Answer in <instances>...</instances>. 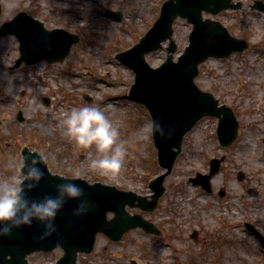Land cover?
Returning <instances> with one entry per match:
<instances>
[{
    "label": "rangeland",
    "instance_id": "obj_1",
    "mask_svg": "<svg viewBox=\"0 0 264 264\" xmlns=\"http://www.w3.org/2000/svg\"><path fill=\"white\" fill-rule=\"evenodd\" d=\"M164 1L0 0V25L24 11L46 29L62 28L80 37L62 63L40 62L12 71L9 67L19 56L17 42L12 36L0 37V182L14 175L23 179L20 151L26 146L43 157L53 174L99 182L150 200L148 184L165 169L157 164L152 139L138 138L150 117L127 97L134 75L115 57L146 33ZM232 1L241 8L203 16L220 22L249 46L227 59L207 60L195 82L232 108L239 123L237 138L229 147L220 146L216 119H202L185 134L155 211L127 208L152 223L159 236L139 228L118 242L99 235L94 250L79 255L76 264H264L260 240L245 226L254 227L264 239V11L251 8L264 0ZM107 10L119 12L121 19L111 18ZM190 30L185 20L175 22V58L187 46ZM165 58L161 49L148 54L146 61L156 68ZM83 105L103 107L127 142L118 174L89 168L95 147H81L65 134L64 113ZM18 112L23 121H18ZM211 159L220 160V165L210 180L211 192H206L190 179L207 174ZM61 256L62 251L54 250L27 259L29 264H55Z\"/></svg>",
    "mask_w": 264,
    "mask_h": 264
},
{
    "label": "water",
    "instance_id": "obj_2",
    "mask_svg": "<svg viewBox=\"0 0 264 264\" xmlns=\"http://www.w3.org/2000/svg\"><path fill=\"white\" fill-rule=\"evenodd\" d=\"M240 8L241 4L232 0H166L147 32L130 49L115 57L134 75L128 98L141 104L151 119L172 129L170 136L153 139L158 165L166 171L150 181V200L99 182L90 184L81 178L53 174L38 152L24 146L21 157L38 155L42 160L40 167L46 169L44 179L31 195L55 194L56 185L68 179L83 187L93 206L86 216L78 218L73 215L75 202L66 203L57 215L56 233L46 239L37 238L40 228L36 224L13 229L10 235L0 238V264H29L28 256L54 250L62 251L55 264H76L79 254L88 255L94 250L98 235L118 242L125 233L140 228L145 234L159 236L160 232L152 223L139 214H130L126 208L147 212L156 209L164 192L163 182L181 152L185 134L203 118H216V136L222 147H229L238 136L239 123L232 108L220 104L212 93L202 91L195 79L199 75V66L208 59H226L244 52L249 46L244 39L233 37L220 22L204 18L203 13L214 17L224 10ZM251 8L264 11V3L255 2ZM106 14L115 20L122 17L119 12L110 10ZM179 18L186 20L192 28L187 46L175 61L178 48L174 40V23ZM4 36H13L18 43L19 57L9 70L21 65H35L42 60L47 64L62 63L71 47L80 41L77 34L64 29H46L42 22L22 11L0 25V37ZM164 43H167L166 47ZM161 49L166 51L165 61L156 68L150 67L146 55ZM17 119L23 121L21 112ZM219 165L220 160L212 159L208 174H197L190 181L210 192V180L218 172ZM109 214L112 216L108 217ZM246 227L264 246L262 236L250 225L246 224Z\"/></svg>",
    "mask_w": 264,
    "mask_h": 264
},
{
    "label": "clouds",
    "instance_id": "obj_3",
    "mask_svg": "<svg viewBox=\"0 0 264 264\" xmlns=\"http://www.w3.org/2000/svg\"><path fill=\"white\" fill-rule=\"evenodd\" d=\"M65 134L79 146L95 147L96 154L89 153L88 167L104 174H118L128 152L127 142L120 138L105 109L100 105L73 107L64 113ZM172 129L155 119L146 120L138 132L141 140L168 137ZM19 173L23 179L12 176L0 182V238L7 237L13 229L39 226L38 239H46L57 231L58 213L69 201L75 202L73 215L82 218L92 208L83 187L72 180L64 179L56 185L55 194L31 195L44 179L41 157L26 154L21 157ZM31 161V163H29ZM76 173V176H79Z\"/></svg>",
    "mask_w": 264,
    "mask_h": 264
}]
</instances>
